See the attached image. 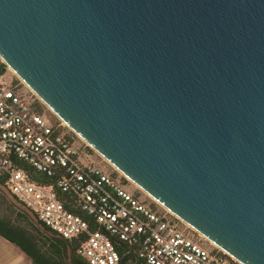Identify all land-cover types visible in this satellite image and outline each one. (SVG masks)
Returning a JSON list of instances; mask_svg holds the SVG:
<instances>
[{
	"label": "water",
	"instance_id": "water-1",
	"mask_svg": "<svg viewBox=\"0 0 264 264\" xmlns=\"http://www.w3.org/2000/svg\"><path fill=\"white\" fill-rule=\"evenodd\" d=\"M0 58L171 213L264 264V0H0Z\"/></svg>",
	"mask_w": 264,
	"mask_h": 264
},
{
	"label": "built area",
	"instance_id": "built-area-1",
	"mask_svg": "<svg viewBox=\"0 0 264 264\" xmlns=\"http://www.w3.org/2000/svg\"><path fill=\"white\" fill-rule=\"evenodd\" d=\"M3 78L2 186L57 236L77 241L88 264H133L124 261L118 243L136 247V260L146 264H240L209 241L211 247L205 245L146 193L136 195L120 177L89 162L75 147L73 131L37 110L41 101L27 85Z\"/></svg>",
	"mask_w": 264,
	"mask_h": 264
},
{
	"label": "trees",
	"instance_id": "trees-1",
	"mask_svg": "<svg viewBox=\"0 0 264 264\" xmlns=\"http://www.w3.org/2000/svg\"><path fill=\"white\" fill-rule=\"evenodd\" d=\"M5 65L0 63V76ZM41 112V103H35ZM0 185L3 181L0 180ZM6 206L5 211L2 210ZM14 217V218H13ZM0 237L19 247L32 264H88L77 251V241H66L57 236L22 207L15 204L0 188ZM118 249L124 255V261L133 264H146L136 260V247L129 248L118 243ZM129 251L128 253H126Z\"/></svg>",
	"mask_w": 264,
	"mask_h": 264
},
{
	"label": "rangeland",
	"instance_id": "rangeland-1",
	"mask_svg": "<svg viewBox=\"0 0 264 264\" xmlns=\"http://www.w3.org/2000/svg\"><path fill=\"white\" fill-rule=\"evenodd\" d=\"M0 63L4 64V72L2 74V76H4L3 79L7 80V81H13L15 84H19L21 83V79L20 77L14 72L13 69H11L7 64L4 63V61L0 58ZM1 77V76H0ZM24 91L25 93H27L28 96L32 97L33 99H36V96L34 94H32V92L24 86ZM41 103V112L47 116L51 121H59V117L56 116V114H54V112L45 104ZM61 120V119H60ZM66 125V124H65ZM66 127H68L66 125ZM70 129V128H67ZM73 131V130H70ZM74 134V142H75V147L77 149H79L81 152H84L85 154L88 155V159L89 162L94 163L100 167H102L103 169H105L108 173H113L114 175H116L117 177H120V179H122V181L124 182V184L127 186V188L132 191L133 193H135L136 195H139L142 198H147L148 196L142 191V189L138 188L135 184H133L132 182H130V180H128L125 176H122L118 173L115 172L117 170H115L116 168H114L112 165H110L99 153H97L90 145H88L81 137H79L74 131L72 132ZM149 199V198H148ZM6 206L4 205L2 210L5 211ZM14 218V217H13ZM188 227V226H187ZM187 231L194 233L192 230V228H187ZM197 238H201L202 236H199L198 233H195ZM202 242L211 247V244L204 238H201Z\"/></svg>",
	"mask_w": 264,
	"mask_h": 264
},
{
	"label": "crops",
	"instance_id": "crops-1",
	"mask_svg": "<svg viewBox=\"0 0 264 264\" xmlns=\"http://www.w3.org/2000/svg\"><path fill=\"white\" fill-rule=\"evenodd\" d=\"M0 264H32L16 245L0 237Z\"/></svg>",
	"mask_w": 264,
	"mask_h": 264
},
{
	"label": "bare ground",
	"instance_id": "bare-ground-1",
	"mask_svg": "<svg viewBox=\"0 0 264 264\" xmlns=\"http://www.w3.org/2000/svg\"><path fill=\"white\" fill-rule=\"evenodd\" d=\"M63 122V121H62ZM64 123V122H63ZM65 124V123H64ZM89 145V144H88ZM106 160V159H105ZM107 161V160H106ZM108 162V161H107ZM109 163V162H108ZM110 164V163H109ZM111 165V164H110ZM113 166V165H112ZM114 167V166H113ZM115 168V167H114ZM115 170H117V169H115ZM119 173H121L119 170H117ZM123 176H125L123 173H121ZM126 177V176H125ZM128 180H130L128 177H126ZM130 182H132L133 184H135L133 181H131L130 180ZM138 188H140L137 184H135ZM140 189H142V188H140ZM142 191L144 192V193H146L143 189H142ZM148 196H150L148 193H146ZM151 197V196H150ZM153 200H155L153 197H151ZM156 201V200H155ZM158 204H160L158 201H156ZM161 205V204H160ZM164 209H166L163 205H161ZM167 211H169L168 209H166ZM170 212V211H169ZM171 213V212H170ZM173 214V213H172ZM186 224V223H185ZM187 225V224H186ZM188 226V225H187ZM189 227V226H188ZM191 228V227H190ZM192 230H194V229H192ZM195 231V230H194ZM203 237V236H202ZM204 238V237H203ZM205 239V238H204ZM207 240V239H206ZM208 241V240H207ZM210 242V241H209ZM211 243V242H210ZM214 245V244H213Z\"/></svg>",
	"mask_w": 264,
	"mask_h": 264
}]
</instances>
